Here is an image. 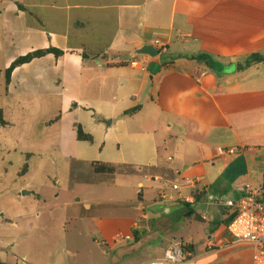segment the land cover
<instances>
[{"label": "crops", "instance_id": "crops-1", "mask_svg": "<svg viewBox=\"0 0 264 264\" xmlns=\"http://www.w3.org/2000/svg\"><path fill=\"white\" fill-rule=\"evenodd\" d=\"M159 42L173 56L136 53ZM51 48L63 55L20 66L7 82L18 58ZM253 54H264V0H0L4 97L15 109L41 106L39 100L47 109L58 105L72 126L56 153L71 163L66 210H19L10 224L18 237L0 245L2 261L146 264L182 242L186 264H256L255 250L235 241L225 223L233 214L227 202L254 186L252 167L264 158V63L238 69ZM201 55L211 61L193 59ZM87 122L101 129L92 143L77 136L79 126L92 136ZM101 125L117 129L107 139ZM230 149L237 155H220ZM240 155L249 173L230 185L225 170ZM95 163L116 172L98 174ZM118 174L132 178L143 204L154 190L166 203L161 181L200 183L197 193L183 189L187 196L173 190L167 202L178 206L163 214L131 208L115 215L106 177ZM103 190L105 199H91ZM76 205L82 209L73 218L68 210ZM53 214H62L54 252L46 246Z\"/></svg>", "mask_w": 264, "mask_h": 264}, {"label": "rangeland", "instance_id": "rangeland-1", "mask_svg": "<svg viewBox=\"0 0 264 264\" xmlns=\"http://www.w3.org/2000/svg\"><path fill=\"white\" fill-rule=\"evenodd\" d=\"M173 56L170 52L165 55L163 52L158 57L168 59ZM0 105L5 108L4 120L9 123L7 127L0 124V245L6 244L12 238L18 237L16 231L12 229L10 224L15 221V214L19 210L40 206L41 209H55L59 205L61 210H66L64 204L68 201L66 194L67 183L71 173V163L65 158L57 156L60 150L61 141L64 134L70 137L71 134V115L63 117V112L59 106H51V109L44 108L43 100L38 103L41 106L30 108L15 109L12 98L4 97L3 84L0 82ZM33 101V100H32ZM63 117V119H62ZM59 118V119H58ZM58 121H57V120ZM86 120L85 115L82 116ZM103 121V120H102ZM85 129L92 134V138H99L101 129L95 130V125L87 122ZM107 139L110 138L117 129L114 127H106L101 125ZM85 132V130H84ZM97 132V133H96ZM208 175L211 173L212 164H208ZM253 173L252 183L254 187L261 188L262 171H264V158H256L255 166L252 167ZM130 178V177H128ZM210 179V178H209ZM224 179H228L230 185H234L232 177L225 175ZM108 190L116 202L115 215H123L128 213L127 209H146V212L153 217L154 215L163 214L166 210L172 209L176 203L161 202L157 197L156 190L147 193V203L143 204L139 198L140 188L133 186L132 178L125 179L120 174L115 177H106ZM152 183V182H151ZM163 188L166 195L173 198V181H161L158 183ZM205 185H209L205 182ZM130 187V188H128ZM209 187V186H208ZM104 191L98 196L91 199H105ZM28 193V194H27ZM87 193V190H86ZM229 197L232 190L226 191ZM36 194L41 195V199H37ZM60 194V195H59ZM188 191H182L183 196H187ZM59 195V196H58ZM155 200V201H154ZM74 203H76L74 201ZM148 205H156L148 207ZM89 207V205H84ZM178 206V205H177ZM82 205L72 206L68 210L69 216L77 218L75 215L80 213ZM98 211L97 209L94 212ZM200 213V209L196 210ZM60 211H57L59 214ZM103 214V209L99 211ZM62 215V214H61ZM60 216H52L53 222L48 230L46 238V246L52 248L56 243V229ZM57 221V222H56ZM4 224V225H2ZM27 239V234L21 237ZM25 242L21 243L23 247ZM54 252V248L51 249ZM16 261L13 259V263ZM58 263H60L58 261ZM70 264V263H69Z\"/></svg>", "mask_w": 264, "mask_h": 264}, {"label": "built area", "instance_id": "built-area-1", "mask_svg": "<svg viewBox=\"0 0 264 264\" xmlns=\"http://www.w3.org/2000/svg\"><path fill=\"white\" fill-rule=\"evenodd\" d=\"M160 52H166V46L160 42L155 45ZM132 66H140L133 62ZM142 69L145 68L142 66ZM236 149L221 150L220 155H237ZM199 180L183 178L178 184H174L173 190L180 192L183 189H190L193 192L199 189ZM264 190L248 185L245 188L244 196L239 200L228 201L226 207L233 211L235 218L227 227L230 236L237 242L249 245L255 250L256 264H264V203L261 201ZM162 200H171L168 195H163ZM206 220L207 217H204ZM125 239L133 240V236ZM186 251L182 242L172 243L165 251L164 257L160 260L150 261L146 264H186Z\"/></svg>", "mask_w": 264, "mask_h": 264}, {"label": "trees", "instance_id": "trees-1", "mask_svg": "<svg viewBox=\"0 0 264 264\" xmlns=\"http://www.w3.org/2000/svg\"><path fill=\"white\" fill-rule=\"evenodd\" d=\"M48 54H54L56 57H60L63 55L62 51H59L57 49H47V50H39V51H35L32 52L26 56L20 57L18 58L12 65L11 67L7 70L6 72V76H7V82H10V78H11V74L13 73V71L23 65L29 64L31 62H33L35 59H39L42 57H45ZM193 59H197L199 61H211V58L208 57L207 55H201V56H197L196 58ZM264 63V54H253L251 55L244 64H240L238 66L239 70H245L251 66L254 65H259V64H263ZM0 124L2 126H6L7 123L4 120V115H3V111L0 109ZM77 136L78 139L80 141H85V142H93V138L91 135L86 134L82 127H78L77 128ZM94 170L96 173L98 174H114L116 172V168L113 166H107V165H103L100 163H95L94 164ZM262 189L264 190V173L262 176ZM196 197L198 198L199 196L196 194ZM264 203V195L262 197L261 200ZM236 214H232L227 221L225 222L227 224V226H229V224L233 221V219L235 218ZM0 264H6L5 262L2 261V259L0 258Z\"/></svg>", "mask_w": 264, "mask_h": 264}, {"label": "water", "instance_id": "water-1", "mask_svg": "<svg viewBox=\"0 0 264 264\" xmlns=\"http://www.w3.org/2000/svg\"><path fill=\"white\" fill-rule=\"evenodd\" d=\"M138 55H146L150 57H157L160 55V51L154 46H144L136 52ZM248 163L244 155H240L225 170V174L232 177V182L236 183L241 177L248 175ZM28 194V193H27Z\"/></svg>", "mask_w": 264, "mask_h": 264}]
</instances>
